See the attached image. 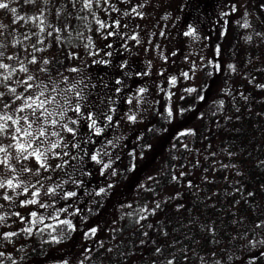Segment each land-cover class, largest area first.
Wrapping results in <instances>:
<instances>
[{"label": "trees", "instance_id": "obj_1", "mask_svg": "<svg viewBox=\"0 0 264 264\" xmlns=\"http://www.w3.org/2000/svg\"><path fill=\"white\" fill-rule=\"evenodd\" d=\"M104 3L105 0H99V3L92 0L91 9L85 10L83 0H77L75 7L68 0H51L48 5L51 13L47 20L61 29L66 24L70 26V34L64 31L59 33L63 38L60 43L54 38L56 33L46 38L42 45L36 44L35 36L30 41H23V34L31 35L37 29L31 23L20 22V29L14 33L13 42L19 39L23 44L17 49L20 50L22 46L31 48L32 44L46 49L39 55L38 52L34 53L38 59L45 57L50 61L45 66L48 72L38 73L41 80L45 83L53 80L58 83L55 76H64L67 80L64 87L60 88H72L76 85L73 81H78L84 72L100 79L110 58L114 68L124 69L121 57H106L109 49L92 60L78 55L94 49L93 42L98 31L96 21L99 19L98 12L107 5ZM60 4L66 7L61 9L62 15L57 19L55 11ZM35 8L33 5H24L23 0L18 3V11L25 9V15L34 14ZM261 22H264V18ZM245 25L246 17L235 23L230 44L236 48L240 36L247 33L248 41L257 40L253 42V49L250 44L246 45L247 54L251 52L254 59L260 47L258 45L264 48V29L255 27L252 30V26ZM225 32L224 25L218 26L217 39L221 41ZM240 53L236 54L240 56L237 67L227 65L231 66L227 70L232 80H240L239 75L245 69L243 64L246 55L241 59ZM72 68L78 71H70ZM261 71H250L252 77L248 83L238 87L241 96L225 98L227 90H222L205 105L194 130L180 132L175 136L165 149L157 171L125 206L114 230H110L103 243L94 247L78 264H168L170 260L172 264H264V70ZM200 72V82L194 91L181 96L177 106L179 116L191 113L205 100L207 86L214 76L212 65H205ZM127 75L125 73L123 81L130 73ZM95 86L93 82L82 94H87L91 89L95 92ZM250 86L254 87L251 89ZM74 90L72 88L71 92H63L57 100L67 97L73 103ZM97 96L92 94L86 98L88 102L81 106L84 112L80 115L81 119H75L77 122L74 124L68 122L71 128H75V135L72 134L64 148L71 164L67 169L61 168L63 179L69 172L71 180L84 175V182H78L72 188L69 186L71 180L63 181L59 194L62 210L60 215H56L54 223H50L51 219L43 225L37 223L34 231L35 226L25 221L21 232L18 229L15 236L4 239L5 242L11 241V249H14L12 244L17 245L14 255L1 256L4 261L26 264L42 259L51 247L67 242L76 234L79 222L84 223L103 204L107 190L96 191L92 169L96 160L91 157L98 149L107 126L108 116L103 115V111H107L108 107L98 106L95 100ZM168 100L169 95L165 94L136 151L129 152L113 165L116 180L121 181L130 173L134 157L140 155L149 141L160 135L171 122ZM107 102L109 108L115 109V100ZM90 104L95 112L85 114ZM92 120H95L96 128L100 129L98 135L95 129L89 127ZM68 192L76 195L66 198ZM161 195L165 196L163 201L149 207ZM85 196L87 201L81 200ZM15 213L10 211V216L19 218ZM65 220L71 222V227L62 223ZM26 228L32 229L31 234L23 231ZM25 237V241L16 243Z\"/></svg>", "mask_w": 264, "mask_h": 264}, {"label": "rangeland", "instance_id": "obj_2", "mask_svg": "<svg viewBox=\"0 0 264 264\" xmlns=\"http://www.w3.org/2000/svg\"><path fill=\"white\" fill-rule=\"evenodd\" d=\"M107 1V5L98 12V20L106 27L100 28L97 23L98 31L93 42L94 49L78 55L86 60H92L98 58L99 55L102 56V52H108L109 49L110 52L106 57L111 55L115 59V56L118 55L119 58L121 57L120 62L125 64L124 69L114 68L110 58L106 65V71L100 74V79L95 78L94 74L79 71L84 74L78 81H73L76 85H74L75 90L73 91L75 95L72 96L74 97L72 109L75 108L77 100H79L80 107L83 104L86 105L85 102H88L86 98L92 94L98 95L95 99L98 106L108 107L107 111H103V115L108 116L107 126L98 149L96 152L94 151L97 160L92 166L96 191L103 188L107 190V195L96 213L84 223L79 222L78 232L67 242L51 247L42 259L26 264H78L94 247L103 243L110 230H114L125 206L135 198L137 191L157 171L165 149L175 136L180 132L194 130L205 105L210 103L222 90H227L225 98L241 96L238 87L248 83L252 77L250 71L252 69L254 71L264 70L263 46L258 45L260 47L257 49V56L254 59L251 52L248 54L246 52V45L250 44L253 49L255 48L253 42H257V40L248 41V34L243 33L236 48L230 44L235 23H239L243 17L247 18V25L252 26V30H255V27L264 29V22H261V19L264 18V0H117V4H115L116 0ZM4 2L9 3L10 8L16 7L18 10V3L15 0H4ZM139 5H143V7H138ZM133 8L143 15L133 13ZM35 12L36 8L33 10V13ZM18 13L25 15L26 12L23 9ZM125 13L128 14L125 15ZM0 21L9 25L6 36L0 37V41L10 44L13 42L14 33H16L12 32V29L16 28L19 31L20 23L12 25V14L9 10H0ZM117 21H119L118 25ZM220 25H224L226 30L221 41L217 39L216 35L217 27ZM190 27L195 30L194 35L186 36L184 33ZM161 32L164 35H161ZM133 36L136 39H132ZM28 49L30 52L31 48ZM13 52H18L21 58L25 56L23 46L20 47V50L12 47L7 49L8 54ZM238 52L242 53H240L241 59L244 55L246 56L243 64L245 69L242 70L243 74L239 75L240 80L237 81L232 80V75L227 70L231 67H227V65L231 64L237 67L236 64L240 59V56L236 55ZM39 54L40 52H38ZM28 58L30 59V56ZM79 59L84 60L81 57ZM5 62L10 65L16 64L15 60ZM207 64L212 65L214 76L207 86L205 100L191 113L179 116L177 106L181 96L189 92L187 89H195L200 82V71ZM27 66L29 69L33 67L30 71H35L36 66L30 64ZM125 73L128 75L130 73V75H127L128 78L123 81ZM55 78H57L59 86L64 87L65 77L57 75ZM173 79H175L174 84L172 83ZM93 82L96 85L95 92L91 89L90 92L83 95L82 93H85L86 88ZM235 87L237 88L234 89ZM253 87L250 86L251 89ZM141 89L144 91L141 92ZM79 91L83 99L76 96ZM165 94L169 95L171 122L160 135L149 141L140 155L134 157L130 173L123 180H116L117 174L113 165L117 164L129 152L136 151L151 117L160 106ZM108 100L116 101L115 109L109 108ZM90 112H95L92 104L87 105V109H85V114ZM82 113H84L82 107L79 114L74 110L67 111L66 117L70 118L68 122L79 117L81 119ZM129 117H135V119L130 120ZM55 118L59 119V117ZM61 122L63 123V121ZM68 126L70 127V125ZM54 130L59 131L60 136L50 137V140L55 142L59 139L60 146L48 153V163L51 167L47 171L40 170L43 187L36 185L40 192V195L35 197L38 203L23 207L20 204L23 200L33 198L30 194L35 189L29 188L28 194H24L22 189H17L16 192L0 189V197L3 194L13 197L11 201L0 198V205H3L0 207V215L5 216V220L0 222V253H3L0 255V264H14L4 261V257L14 255L15 246L17 247L12 244L14 249H11V241L5 242L3 233L15 232L18 229L21 232L25 221L35 226L33 228L35 231L37 223H32L34 218L31 216V212L33 211L37 213L38 218L44 219L42 225L49 222L50 219V223H54L56 215H60L62 210L59 205V201L61 202L60 189L64 184L63 181H70L72 177L69 172H65L68 176L63 179L62 169L56 168L55 165L62 164V167L66 169L70 167L71 163L68 155H64V148L72 134L59 128ZM9 142L8 140L3 141L5 144ZM13 163L19 170L21 164H17L15 161ZM22 163L31 167L33 173L38 167L34 160ZM104 165H108V167L105 168ZM33 173H23L20 179L26 183H35L37 177ZM7 175L11 176L12 173H7ZM47 177H51V179H44ZM84 180V175L76 177L69 182V186L73 188L74 184L78 182L82 184ZM93 184L92 180L91 185ZM49 188H54L55 192L48 193ZM164 197L163 195L156 197L149 207L156 202L160 203ZM83 199L87 201L86 196L81 198V200ZM40 204H44L46 207L41 208ZM12 210L20 214L19 218L10 216ZM93 229L96 230L94 234L92 233ZM25 240L26 237L18 239L16 243L20 244L19 241ZM1 256L4 257L1 258Z\"/></svg>", "mask_w": 264, "mask_h": 264}, {"label": "snow or ice", "instance_id": "obj_3", "mask_svg": "<svg viewBox=\"0 0 264 264\" xmlns=\"http://www.w3.org/2000/svg\"><path fill=\"white\" fill-rule=\"evenodd\" d=\"M15 2L19 3L20 0H15ZM96 2L99 3V0H96ZM50 3L51 0H23L24 5L35 6L36 12L32 15H19L16 7L10 8L9 3L0 0V10H9L11 12L12 25L23 22V24L31 23L35 26L37 31L31 33V35L28 33L23 34V41H30L32 37L35 36L37 37L36 44L42 45L46 38L53 37L54 33H56L57 35L54 38L57 43H60L63 38L59 33L64 31L70 34V26L66 24L64 28L61 29L47 20V16L51 13V9L48 8ZM68 3L75 7L77 0H68ZM105 3H107V0H105ZM65 7L66 5L64 4H60L56 7L55 16L57 19L62 15L61 9ZM91 7L92 0H83V9L88 10L91 9ZM138 7H143V5H139ZM132 12L140 16L143 15L137 12L136 8H133ZM127 14L128 13H125V15ZM77 18L80 19L81 17ZM97 23L100 25V28L106 27V25L99 20H97ZM116 23L118 25L119 21ZM8 28L9 25L0 21V37L6 36ZM16 31H18V29H12V32ZM194 31L195 30L190 27L184 34L186 36H192L194 35ZM109 35H111V33H109ZM161 35H164V33L161 32ZM132 39H136V37L133 36ZM23 41L15 39L14 42H10V44H5L3 41H0V189H8L13 192H16L17 189H22L24 194L29 193V188L35 189L30 194L33 198L20 202L22 207L38 203L35 197H38L40 192L39 189L36 188V185L43 187L40 170L44 169L47 171L51 167L48 163V153L60 146L59 139L55 142L50 140V137L60 136V132L54 129L59 128L75 135V130L68 126V119L70 118L66 117V112L69 110H74L77 114L81 112L79 100L76 101L74 109H72V101L67 97H64L62 100H57V97L61 96L63 92H71L72 88L75 87L74 85L72 88L61 89L59 84L54 80L50 83H45L39 78L38 73L48 72V69L41 65L46 66L50 61L45 57H40L38 59L34 53L44 52L46 51L45 48H38L36 44H32V51L29 52V49L24 47V58H21L18 52H13L11 54L7 53L9 47L17 48L23 44ZM29 56L31 57L30 59L28 58ZM13 60L16 61L15 65H10L5 62ZM28 64L36 66L35 71H30L27 66ZM70 71L75 72L78 71V69L72 68ZM185 76H187V73H185ZM66 80L67 78L65 77V81ZM117 83H119V81H117ZM172 83H175V79L172 80ZM140 91L143 92L144 89ZM187 91L191 92L194 90L187 89ZM76 96L83 99L79 92L76 93ZM169 115H171V112H169ZM55 117H59V119ZM89 119H91V117H89ZM109 119H111V117H109ZM129 119L134 120L135 117H129ZM61 121H63V123ZM71 122L76 123L77 121L72 120ZM89 127L95 129L97 135L100 133V129L96 128L95 120H92ZM4 140L10 142L5 144L3 143ZM64 155H67V153H64ZM91 158L94 161L97 160L95 155ZM30 160H34L36 165H38L34 173L31 167L22 163L23 161ZM13 161L17 164H21L19 170L15 167ZM55 167L62 168V164H56ZM104 167L107 168L108 165H104ZM7 173H12V175L8 176ZM23 173H33V175L37 177L35 183H26L24 180H21L20 176ZM44 179H51V177ZM173 179H175V177H173ZM54 192V188L48 189V193ZM100 192H104V189L101 188ZM99 194L100 193H97V195ZM75 195L76 193L74 192H68L65 194V197L67 198ZM0 198L6 201H11L13 199L12 196L7 194H3ZM39 206L41 208L46 207L44 204H40ZM0 207H3V205H0ZM156 207L159 208V204H157ZM15 215L19 216L20 214L15 213ZM31 216L34 218L32 221L33 224L43 223V219L38 218L35 211L31 212ZM144 218L145 217H141V219ZM4 220L5 216L0 215V222ZM21 220H23V217H21ZM62 223L68 224L69 227H71L70 221L65 220L62 221ZM137 223H139V221H137ZM149 227H151V225H149ZM23 231L31 234L32 229L26 228L23 229ZM95 231L96 230L93 229L92 233L94 234ZM2 235L4 239H8L15 236L16 233L7 232ZM156 251L159 252L160 249L157 248ZM0 255H3V253H0ZM168 264H172V261L170 260Z\"/></svg>", "mask_w": 264, "mask_h": 264}]
</instances>
